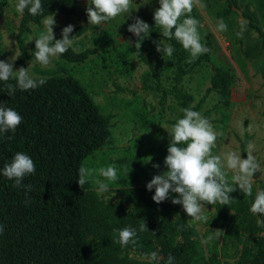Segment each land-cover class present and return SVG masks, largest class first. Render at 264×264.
I'll use <instances>...</instances> for the list:
<instances>
[{
	"label": "trees",
	"instance_id": "obj_1",
	"mask_svg": "<svg viewBox=\"0 0 264 264\" xmlns=\"http://www.w3.org/2000/svg\"><path fill=\"white\" fill-rule=\"evenodd\" d=\"M227 2L225 14L233 10L236 0ZM41 3L44 9L41 15L32 16L25 9L20 18L17 42L22 53V36L28 32L30 23H39L52 13L69 14L77 8V0H41ZM194 12L193 9L192 17ZM243 15L260 36L264 48V32L256 24L255 15L249 10L243 11ZM148 25L150 33L141 41L144 47L136 48V53L153 73L161 102L172 95L182 109L197 111L199 104L192 105V95L182 90L180 83L208 53L189 63L190 53L174 38L167 39L175 48L172 55L175 70L173 85L165 87L145 53V49L154 48L161 29L153 19ZM63 27L55 28V39L61 38ZM85 29L74 26L70 36L75 39ZM93 51L70 48L59 58L79 63ZM33 78H44L46 83L34 90L17 89L14 96L7 94L4 82L0 81V103L23 117L14 133L0 135V224L4 226L0 234V264H150L145 254L154 251L163 259L153 264H166L169 255L175 257L174 264H264V227L256 223L257 219L264 220V216L250 211L257 192L264 190V180L253 183L251 196L237 187L229 194L234 198L230 205H209V223H204L201 233L195 224L189 226L190 217L182 206L171 203L175 194L156 204L151 199L154 189L149 191L142 185L124 186L101 195L88 182L81 189L76 182L79 167L112 140L110 115L99 111L91 95L72 75ZM232 81L228 70L216 67L205 94L214 91L228 105ZM9 136L13 138L9 140ZM247 141L248 136L241 142L244 159ZM17 152L28 155L35 163L34 174L22 181L24 185H32L31 192L14 187V181L2 175L4 165ZM143 222L148 231L140 232L139 225ZM124 227L137 229L136 246L121 248L113 243L117 237L113 229ZM215 229H222L224 235L202 243L209 235L215 237Z\"/></svg>",
	"mask_w": 264,
	"mask_h": 264
},
{
	"label": "rangeland",
	"instance_id": "obj_2",
	"mask_svg": "<svg viewBox=\"0 0 264 264\" xmlns=\"http://www.w3.org/2000/svg\"><path fill=\"white\" fill-rule=\"evenodd\" d=\"M133 2L134 7L135 3L141 6L132 15L146 23L153 19V12L159 7L158 0H150L147 4H144L146 0ZM202 2L206 7H194L193 18L200 21L201 42L211 51L206 59L192 66L183 76L181 89L192 95V105L199 104L197 111L209 119L217 133L213 154L223 159L225 153L236 151L244 159L241 142L248 136L244 151L247 155L248 144L252 143L253 155L261 166V171L254 173V182L264 180V48L260 36L249 24L243 39L235 35L241 18L248 21L243 15L245 10L253 12L256 24L264 32V0H236L235 9L226 14L227 0ZM17 3L18 0H0V60H13L18 56L13 61V70L27 68L32 77L72 75L91 95L99 111L110 115L111 142L84 162L85 167L95 170L89 186L97 190L95 179L104 180L98 170L109 165L116 166L119 177L110 183V191L124 186H146L153 175L166 171L163 163L169 143L166 131L176 119L182 118V108L172 95H167L161 102L160 92L154 87L156 79L153 73L136 53L134 43L137 37L127 31L133 20L119 16L98 26L88 24L86 7L91 0H77V8L73 12L55 13L54 30L59 25L85 26L83 33L73 39L72 48L75 51H94L83 62L53 57L44 67L33 62V53L35 39L44 30L45 17L39 23L29 24L28 32L22 36V53L17 42L22 16L16 11ZM221 17L228 26V30L222 33L214 30ZM161 31L158 43L163 47L169 43ZM156 46L151 50L145 49V53L153 61L161 84L170 88L173 85L174 59L157 52ZM140 47H144V43L141 42ZM216 67L225 68L233 76L228 105L214 91L205 94ZM154 163L160 167L154 169ZM225 171L228 181L232 182L234 172L227 168ZM205 207L210 209L209 205ZM195 226L200 233L205 228L204 223Z\"/></svg>",
	"mask_w": 264,
	"mask_h": 264
},
{
	"label": "clouds",
	"instance_id": "obj_3",
	"mask_svg": "<svg viewBox=\"0 0 264 264\" xmlns=\"http://www.w3.org/2000/svg\"><path fill=\"white\" fill-rule=\"evenodd\" d=\"M149 2L150 0H146L144 4ZM158 2L159 7L153 12L155 26L162 30L161 34L164 37L169 40L174 38L184 50L190 53L189 63L195 61L200 55L211 51L205 43L201 42L198 31L201 27L200 21L190 15L194 7L200 9L206 7L202 0H158ZM140 6L135 3L134 7L133 0H91V3H88L86 7L88 24L98 26L119 16L131 18L133 23L128 25L127 31L137 37L134 46L139 49L141 41L150 33L148 23L138 16L132 15L133 12L138 11ZM25 9L32 16L41 15L44 11L41 0H18L16 11L23 15ZM54 16L55 13H52L43 19L44 30L40 33L39 38L35 39L33 62H38L44 67L50 64L53 57L59 58L66 53L74 43L73 36H70L74 29L71 24L62 28L60 39H55L56 21ZM247 24L248 21L241 18L239 30L235 33L238 38H244ZM214 30L221 33L228 30L222 17L217 20ZM154 43L157 45V52H163L169 58L172 57L175 48L171 44L161 47L160 43ZM15 59L0 60V81L4 82L5 90L9 96H14L17 89L21 91L34 90L46 83L44 78L37 80L30 76L27 68L20 67L13 70ZM10 80H14L15 83H10ZM181 111L183 117L176 119L175 123L166 131L169 137L167 155L163 161L166 171L153 175L150 182L146 184V189L149 191L154 189L151 199L156 204L168 200L172 194H175V197L171 198V203L182 206L183 211L190 217L189 226L197 223H209V218L205 214L208 211L205 205L217 203L221 206L230 205L234 198L229 194L236 191L237 187L246 196H251L254 173L260 172L261 166L253 155L254 145L252 143L248 144L246 159H241L240 153L236 151L225 153L223 159L221 156L213 154L217 133L209 119L192 108H184ZM22 121L23 117L17 111L0 103V135L8 132L14 133ZM12 138L8 137L9 140ZM150 160L151 157L148 161ZM35 167L34 161L28 155L17 152L11 162L4 165L2 175L8 180H13L14 187H24L27 192H31L32 185H24L22 181L26 176L34 174ZM152 167L158 169L160 165L154 163ZM225 168L234 172L232 183L228 181V173ZM94 171V169L83 165L79 167L76 182L81 189L92 179ZM98 172L104 180L95 179L94 182L97 185V194L101 195L107 193L110 183L117 181L119 177L115 165L101 167ZM250 211L253 215L264 216V190L257 192ZM256 223L258 226L264 227V220L257 219ZM3 231L4 226L0 224V234H3ZM139 231H148L144 222L139 225ZM113 232L117 234L113 243L119 244L121 248L130 244L136 246L138 243L137 229L135 228H114ZM214 232L215 237L209 235L201 242L207 244L214 238L224 235L222 229H215ZM145 258L149 260L150 264L163 259L155 251L145 254ZM174 261L175 257L169 255L166 264H174Z\"/></svg>",
	"mask_w": 264,
	"mask_h": 264
},
{
	"label": "water",
	"instance_id": "obj_4",
	"mask_svg": "<svg viewBox=\"0 0 264 264\" xmlns=\"http://www.w3.org/2000/svg\"><path fill=\"white\" fill-rule=\"evenodd\" d=\"M233 9H235L234 6H233ZM236 11H237V13H240V10L239 9H236Z\"/></svg>",
	"mask_w": 264,
	"mask_h": 264
}]
</instances>
